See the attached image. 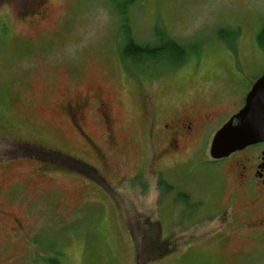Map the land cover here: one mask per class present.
<instances>
[{
	"label": "rangeland",
	"instance_id": "obj_1",
	"mask_svg": "<svg viewBox=\"0 0 264 264\" xmlns=\"http://www.w3.org/2000/svg\"><path fill=\"white\" fill-rule=\"evenodd\" d=\"M129 1L0 0V202L21 223L0 215V264H264L235 221L248 202L235 172L209 165V141L195 150L194 136L149 146L143 110L157 107L160 125L238 102L248 85L226 78L264 70V0ZM128 34H169L194 51L146 74L121 57ZM68 93L88 97L80 122L94 148L60 108Z\"/></svg>",
	"mask_w": 264,
	"mask_h": 264
},
{
	"label": "flooded vegetation",
	"instance_id": "obj_2",
	"mask_svg": "<svg viewBox=\"0 0 264 264\" xmlns=\"http://www.w3.org/2000/svg\"><path fill=\"white\" fill-rule=\"evenodd\" d=\"M261 48L264 49L263 47ZM243 70L244 69H241V72L244 77H240V74L236 77L234 73L232 75L229 74L226 78L228 81L226 82H232L230 84L234 89L237 86L241 87L243 85H248L247 91L243 96H240L241 93L238 92L239 97L237 98H239V101L227 102V105L224 108L217 106L207 110L198 109V111H194L193 113H182L179 116H175V114H167L162 123L157 125V107L153 108L152 111V105L150 107L149 102H143L144 113L148 116L146 123L148 127L146 142L148 140L149 143L147 144L152 146L150 142L153 138L162 140L163 137V140L166 141L171 148L176 150L178 149L177 147L180 146L178 144V137L181 138V141H186L188 137L194 136L196 137V142H198L195 150H197L199 148L198 146L202 144V139L205 142L203 143V146H201L202 148H205L204 146H206L208 141L210 145L214 133L226 122V120L230 117L232 118V116L244 106L245 95L251 88L252 84L255 83V80L264 73L263 70L257 74V76L252 77L253 74L249 73L251 72L249 68L246 71ZM142 71L146 73L144 67H142ZM146 74L156 73L147 72ZM145 84L147 83L145 82ZM95 90V94L99 93V89ZM68 94L70 96H67L66 102L60 108L67 113L71 125H73L72 127H74L75 130H78L80 136L83 137L92 148H94L95 145L92 139H90L88 134L82 129V124L80 122V120L85 119L86 117L84 105H86L88 97L83 96L82 98L75 100L70 93ZM97 102V114L102 118V122L104 123L103 126H105L107 130V128H110L112 125V117H110L111 114H109L110 111L108 110L109 102H107V106L104 105V101L98 100ZM151 111L154 112V114ZM103 113L109 114V118ZM202 148L201 150H205ZM209 161H211L209 165L215 166L216 171L219 173H227L230 175V172H232L233 177V171L235 172L237 179L236 192L243 194L248 200L247 205L241 207L240 213L236 215L235 221L238 220L237 218L240 215L239 219L245 221L249 226V231H253V235L255 234V238L253 239L260 244L262 243L264 246V140L248 144L244 148L231 152L229 155L219 159H213L210 157ZM55 168L56 167L53 169ZM2 205V202H0V215H4L3 218L8 222L6 223L10 225L13 230L20 227L21 223L18 217L13 216L7 210H3ZM238 226L241 225L238 224ZM7 238L8 236L5 235L4 237H0V240L3 241V239L5 240Z\"/></svg>",
	"mask_w": 264,
	"mask_h": 264
},
{
	"label": "water",
	"instance_id": "obj_3",
	"mask_svg": "<svg viewBox=\"0 0 264 264\" xmlns=\"http://www.w3.org/2000/svg\"><path fill=\"white\" fill-rule=\"evenodd\" d=\"M244 106L214 133L209 155L219 159L264 140V73L245 95Z\"/></svg>",
	"mask_w": 264,
	"mask_h": 264
},
{
	"label": "trees",
	"instance_id": "obj_4",
	"mask_svg": "<svg viewBox=\"0 0 264 264\" xmlns=\"http://www.w3.org/2000/svg\"><path fill=\"white\" fill-rule=\"evenodd\" d=\"M133 1V0H131ZM131 1L130 4H131ZM127 11L125 9L121 10V17L123 20L122 27L126 30V33H129V28L127 27L126 23V16L125 14ZM165 34V33H164ZM158 36V35H157ZM127 42L125 45H123L122 52V58L123 60L140 65L142 67H148L152 62L161 61L162 59H166L169 63H179L181 60H184L186 57V54L188 52H193L194 49H188L189 46L184 44L183 42H180L172 37H170L169 34H167L164 37H158L155 42H137L136 40L132 39L129 34L126 37ZM257 43H259V46L264 48V28L257 33ZM182 63V62H181ZM148 65V66H147ZM161 179V178H160ZM163 183V184H162ZM160 184L166 185L165 182L160 180ZM167 186V185H166ZM170 187L167 186L166 189ZM168 193L164 191L163 196L167 195ZM179 197L186 200V197L184 195H180ZM186 204H189L187 201H184ZM198 206H196V203L193 202L191 204L192 207H199L201 203H197ZM54 262V261H53ZM52 261L49 264H55Z\"/></svg>",
	"mask_w": 264,
	"mask_h": 264
}]
</instances>
